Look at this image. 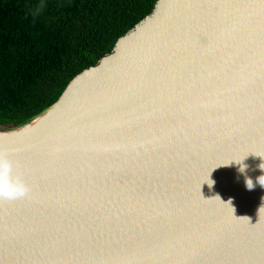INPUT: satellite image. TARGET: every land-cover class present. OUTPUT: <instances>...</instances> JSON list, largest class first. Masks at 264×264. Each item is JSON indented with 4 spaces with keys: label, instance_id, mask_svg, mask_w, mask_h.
I'll return each mask as SVG.
<instances>
[{
    "label": "water",
    "instance_id": "water-1",
    "mask_svg": "<svg viewBox=\"0 0 264 264\" xmlns=\"http://www.w3.org/2000/svg\"><path fill=\"white\" fill-rule=\"evenodd\" d=\"M0 148V264H264V0H157Z\"/></svg>",
    "mask_w": 264,
    "mask_h": 264
},
{
    "label": "trees",
    "instance_id": "trees-1",
    "mask_svg": "<svg viewBox=\"0 0 264 264\" xmlns=\"http://www.w3.org/2000/svg\"><path fill=\"white\" fill-rule=\"evenodd\" d=\"M157 0H0V132L40 117Z\"/></svg>",
    "mask_w": 264,
    "mask_h": 264
},
{
    "label": "clouds",
    "instance_id": "clouds-1",
    "mask_svg": "<svg viewBox=\"0 0 264 264\" xmlns=\"http://www.w3.org/2000/svg\"><path fill=\"white\" fill-rule=\"evenodd\" d=\"M240 163V172L243 173L247 165ZM19 162L13 161L7 151L0 148V200L13 201L21 198H25L29 195L31 189L26 183L21 173L15 172V168H19ZM260 168L264 170V164L260 165ZM211 181V180H210ZM257 182L264 187V175L257 178ZM213 181L209 184V187L213 185ZM246 187L248 190L254 188L252 179H245ZM231 204V201L228 202Z\"/></svg>",
    "mask_w": 264,
    "mask_h": 264
}]
</instances>
